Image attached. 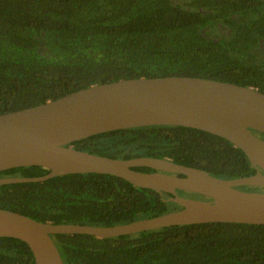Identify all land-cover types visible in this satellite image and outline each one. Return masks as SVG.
<instances>
[{
  "label": "trees",
  "instance_id": "trees-1",
  "mask_svg": "<svg viewBox=\"0 0 264 264\" xmlns=\"http://www.w3.org/2000/svg\"><path fill=\"white\" fill-rule=\"evenodd\" d=\"M165 76L264 93V0H0V114L91 85ZM71 145L112 158H167L224 179L256 172L227 139L184 126L120 129ZM48 172L17 167L0 177ZM171 196L113 175L67 174L1 184L0 208L42 222L107 227L180 209L165 200ZM52 238L64 264H264V225L201 223L109 238ZM0 264L35 261L25 242L0 237Z\"/></svg>",
  "mask_w": 264,
  "mask_h": 264
},
{
  "label": "water",
  "instance_id": "water-1",
  "mask_svg": "<svg viewBox=\"0 0 264 264\" xmlns=\"http://www.w3.org/2000/svg\"><path fill=\"white\" fill-rule=\"evenodd\" d=\"M172 125L199 129L241 149L254 174L235 179L167 158H112L75 149L74 141L120 129ZM264 93L254 87L190 76L139 77L91 85L43 104L0 114V171L39 166L36 177H0L1 184L42 182L98 173L152 189L180 209L126 224H54L0 208V237L25 242L35 264H64L54 234L109 238L175 225L243 223L264 225ZM146 167L152 172L135 168ZM178 191L208 199L182 196Z\"/></svg>",
  "mask_w": 264,
  "mask_h": 264
},
{
  "label": "flooded vegetation",
  "instance_id": "flooded-vegetation-1",
  "mask_svg": "<svg viewBox=\"0 0 264 264\" xmlns=\"http://www.w3.org/2000/svg\"><path fill=\"white\" fill-rule=\"evenodd\" d=\"M264 138V137H263ZM241 189H245V190H251V191H264V188L263 187H250L249 189L247 188H241ZM183 195L185 196H188V197H191L190 195L188 194H184Z\"/></svg>",
  "mask_w": 264,
  "mask_h": 264
},
{
  "label": "rangeland",
  "instance_id": "rangeland-1",
  "mask_svg": "<svg viewBox=\"0 0 264 264\" xmlns=\"http://www.w3.org/2000/svg\"><path fill=\"white\" fill-rule=\"evenodd\" d=\"M188 195H190L192 198H195V199H202L198 194L189 193ZM182 196H185V195H182Z\"/></svg>",
  "mask_w": 264,
  "mask_h": 264
}]
</instances>
